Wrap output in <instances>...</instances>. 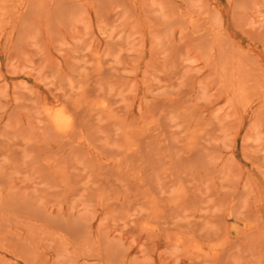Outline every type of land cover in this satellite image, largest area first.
I'll use <instances>...</instances> for the list:
<instances>
[{
	"label": "rangeland",
	"instance_id": "374dc122",
	"mask_svg": "<svg viewBox=\"0 0 264 264\" xmlns=\"http://www.w3.org/2000/svg\"><path fill=\"white\" fill-rule=\"evenodd\" d=\"M0 264H264V0H0Z\"/></svg>",
	"mask_w": 264,
	"mask_h": 264
},
{
	"label": "bare ground",
	"instance_id": "6f19581e",
	"mask_svg": "<svg viewBox=\"0 0 264 264\" xmlns=\"http://www.w3.org/2000/svg\"><path fill=\"white\" fill-rule=\"evenodd\" d=\"M49 111V110H48ZM48 111H47V114H48ZM59 111H61V110H58V111H55V112H53V113H50V115H49V117H50V120L52 121L51 123H53V125L55 126V127H57V128H60V127H62L63 126V124L66 122V118L63 116V114H61ZM63 112H65L64 110H63ZM67 117V116H66ZM67 124V123H66ZM66 126V125H65ZM65 128V127H64ZM62 129H63V127H62ZM62 129H60V130H62Z\"/></svg>",
	"mask_w": 264,
	"mask_h": 264
}]
</instances>
